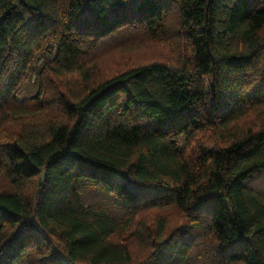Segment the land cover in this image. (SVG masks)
<instances>
[{
	"label": "trees",
	"instance_id": "16d2710c",
	"mask_svg": "<svg viewBox=\"0 0 264 264\" xmlns=\"http://www.w3.org/2000/svg\"><path fill=\"white\" fill-rule=\"evenodd\" d=\"M263 177L264 0H0V264H264Z\"/></svg>",
	"mask_w": 264,
	"mask_h": 264
},
{
	"label": "rangeland",
	"instance_id": "374dc122",
	"mask_svg": "<svg viewBox=\"0 0 264 264\" xmlns=\"http://www.w3.org/2000/svg\"><path fill=\"white\" fill-rule=\"evenodd\" d=\"M49 46H48L49 48L42 49L36 54V57L34 58L31 68L29 70L28 76L25 78L24 82L22 83V85L20 86L17 92V97H16L17 100L19 101L31 100L39 92L41 85L44 86V84H46L44 78L41 77L40 71L44 70L45 66L51 60H53L57 48V45L55 43H51L49 44ZM175 54L176 53L174 49L164 47L163 50L160 49L159 47L152 46L133 52L132 59L133 61H138V62L153 60V59H160L169 62L171 61V59L174 58ZM109 58L112 59V56ZM103 61L106 64H110V59ZM262 183L264 185V181Z\"/></svg>",
	"mask_w": 264,
	"mask_h": 264
}]
</instances>
